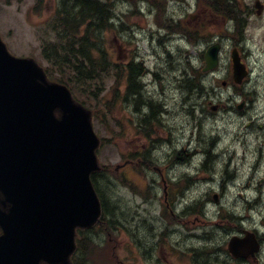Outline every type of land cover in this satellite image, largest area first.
<instances>
[{
	"label": "rangeland",
	"instance_id": "374dc122",
	"mask_svg": "<svg viewBox=\"0 0 264 264\" xmlns=\"http://www.w3.org/2000/svg\"><path fill=\"white\" fill-rule=\"evenodd\" d=\"M57 1L44 0L43 4L34 10L36 0H0V34L11 52L17 55L34 56L42 64H47L43 60L41 46L43 41L54 39V32L51 29L54 21L52 8L57 4ZM178 2L175 1L172 6H176ZM130 3L131 1L128 3L123 0H115L116 15L119 14L123 21L115 18L118 27L114 26L111 31H107L106 47L120 61H125L141 51L145 64L152 71H158L157 76L151 73L146 78L147 89L154 93L155 101L168 109V115L166 113L163 120L164 125L156 126L158 128L156 135L165 134L167 136L168 130L172 134H177L183 128L185 132L184 138L181 140L187 144L189 149H196L199 146L198 136L207 135V133L209 135L217 134L219 131L222 135L220 140L230 146L231 150L237 151L233 163L238 164L242 169L240 170L239 183L251 179V186L247 190V194L252 204V224L264 229V37H262L264 27L260 29V24L255 27L256 22H252L247 25L250 31L245 30L248 34H253L257 30V34L254 36L255 41L248 42L246 45V47H250V50L247 49V51L251 53L248 56L251 74L246 78L243 85L236 86V88L242 89L246 93L245 96L250 100V108L247 113L244 116L236 112L212 114L208 110V113L202 115L197 106H201L204 96L200 95L195 88L189 90L184 86L187 83L185 82L187 75L192 76L188 59L192 60L193 64H197L196 66L201 65L198 63L201 55L199 50H205L208 47L215 37L214 32L223 34L222 25H219L216 20L212 21L215 23L211 27L213 28L210 31L212 35L205 39L200 47L178 45L179 43L170 41V38L163 31L162 35H159L155 31L157 28L155 25L149 30L147 18L132 13L131 8L133 6ZM180 10L181 8H177L176 13H179ZM119 22H122L124 26L121 27ZM160 23L164 24L162 17H160ZM185 47L189 49H185ZM225 58L227 60V55ZM226 65L227 62L222 72L219 73L218 79H213L210 82L211 87H215L219 93H222L221 95L218 93V96L223 95V99L228 91L222 88L229 85H225L223 82L232 81L231 68L229 69V66ZM119 79L122 82L123 79ZM182 80L184 81L183 84L181 83ZM113 83V80L107 83L106 91L104 90L102 96L105 101L112 103L111 109L114 113L113 115L109 113L106 120H103L105 117H95L94 126L98 134L107 142L99 148V159L102 164L107 165L108 170H111V173L106 172L109 179L106 182L102 180L101 187L113 202L119 205L118 218L122 221L123 229L110 233L109 237L102 231L97 235L95 232L91 233L90 235L97 240V246L92 248L89 253L90 260L93 264H121V261L124 264H197L196 261L195 263L192 262L194 261V254L188 249H196L200 246L211 247L213 244L218 247L222 243L219 235L218 237L215 236V232L212 231V223L215 220L214 210L220 209V211L225 212L232 204H238L236 199L241 198L239 186L235 188L231 185L221 203L224 205L223 207H220V204L215 205L213 187L217 172L215 174V170L211 168L205 169V171L195 170V166H199L203 155L192 160L189 170H182L180 167H178L179 170L177 168L164 170L166 157L157 151L155 161H157L156 164H160L157 166L163 169L165 177H170L172 182H176L191 173L194 178L193 182L190 181L184 185V180H180L179 186L174 188V195L179 194V198L182 197V192L185 195L182 203H178V209L197 200L210 198L208 215L204 217L196 214L186 215L176 217L172 219V223H168L167 220L170 218L166 217H169L170 214L165 211L164 184L161 174L158 173L159 170L150 171L139 168L137 171L119 170L118 174L115 172V167L122 162V150L132 148L135 139L134 130L129 128L126 134L128 142H124V138L121 136V120L123 114L129 113V103L123 107L121 105L120 98L123 92L121 84L119 96L113 99ZM205 96L216 97L210 89L206 90ZM237 101H241V95H238ZM198 118L203 120L199 123ZM196 127L198 130H195ZM240 128L243 129V133L244 131L247 133H244L241 139L235 140ZM201 142L203 145L206 143L205 139ZM164 146L165 144H163V148ZM243 148L248 151L245 158L242 153ZM147 177L153 183L151 190L143 189V184H140L142 178H144L145 183ZM217 177H219L218 174ZM143 193L146 196H143ZM257 197L259 200L256 203ZM198 217L202 219L197 220ZM224 225L234 226L230 225L228 221L221 222V226ZM154 228L156 229L155 232ZM206 230L211 231V235H204L206 239L202 237L203 235L198 236ZM156 232H164V234L160 236ZM156 236L157 238L154 240ZM135 239L140 242L143 249L146 248L145 251L151 247V241L159 244L153 260L149 254L144 256L139 252ZM224 239L226 240L225 237ZM196 259L202 261L203 257L199 255ZM210 260L211 258L208 259V261Z\"/></svg>",
	"mask_w": 264,
	"mask_h": 264
},
{
	"label": "water",
	"instance_id": "95a60500",
	"mask_svg": "<svg viewBox=\"0 0 264 264\" xmlns=\"http://www.w3.org/2000/svg\"><path fill=\"white\" fill-rule=\"evenodd\" d=\"M218 51L208 50L206 69ZM234 73L237 82L247 74L236 53ZM99 145L91 113L71 90L34 59L12 55L0 36V264H70L77 228L102 214L91 179ZM259 247L250 232L229 242L235 256Z\"/></svg>",
	"mask_w": 264,
	"mask_h": 264
},
{
	"label": "flooded vegetation",
	"instance_id": "af4514ba",
	"mask_svg": "<svg viewBox=\"0 0 264 264\" xmlns=\"http://www.w3.org/2000/svg\"><path fill=\"white\" fill-rule=\"evenodd\" d=\"M175 1L179 2L176 3V6H172ZM153 4L156 12L151 15V18L154 23L153 26L155 25L157 27L155 31H157L159 35H162L163 31L166 36L170 38V41L179 43L178 45L183 44L186 46L191 45L194 47H200V44L204 43V40L212 35V32L210 31L213 28L211 27L215 24L212 21L216 20L219 22L218 24L222 25L221 31H223V34L214 32L213 35L215 37L211 43H209L208 47L212 44L219 43L223 48L221 55L222 61H225L226 59L223 57V51L226 46L232 48L237 47L242 60L245 61L246 59H249V52L246 50V45L248 42L255 41L254 36L257 34V30L253 34H248L245 32V30H249L247 25L256 22L255 27L257 24H260V29L264 27V0H167V5L165 7L159 6V4H161L159 0H153ZM177 8H181L179 13H176ZM160 17H162L164 24L160 23ZM262 37H264V32ZM200 52L199 63H201V65L199 66L202 67L205 63V50H199V53ZM227 62H232L230 56L228 57ZM155 72L158 71L156 70ZM226 90H228V92L224 95V99L222 97L223 95L218 96L219 91L216 93L218 98L214 99L205 96L203 88L198 90V93L204 96L201 106H197L201 111L200 114L204 115L208 113L209 110L212 114H220V112H236L244 116L250 108V100L245 96L246 93L234 86H230ZM221 94L222 93H219V95ZM237 94L241 95L243 104H241L242 102H237ZM128 103L129 113H126L125 115L123 114V119L121 120V136L124 138V142H128L126 139V134L129 131L128 128L132 131L134 130L133 135L135 144L132 147L134 149L130 147L129 149L125 148L122 150V162L119 163L118 170H137L139 168H142L141 170H148L149 167L147 168L146 166H149L148 164L155 161V153L157 151H160L166 157L164 162L166 166L164 170H175L176 168L179 170L178 167L182 170H189V166L192 165V163L189 162L188 151L191 149H189L187 144L183 143V140H181L184 138L185 130L182 128L177 134H172L170 130H168L167 136H165V134H162L159 137L156 136V132H158L156 122L164 125L163 120L166 117V113L168 115V109L161 103L155 102L154 93L148 90L146 86L143 101L137 102L135 97L129 96L126 98L124 95L122 97V107L128 105ZM195 119L197 120V117ZM202 120L203 119L198 118L199 123ZM197 128L198 127H196L195 130ZM195 130L194 133L196 132ZM244 133L246 134L247 132L244 131ZM244 133L243 129L240 128L236 134L235 140L241 139V136H244ZM207 137L209 138L207 139ZM221 138L222 135L219 131L217 134L212 133L209 135L207 133V135L198 136L199 146H197L196 149L193 148V151L190 152V154H193L194 156L198 153L204 155L199 166H195L196 170L211 168L212 170H215V174L217 172L219 176L217 177L216 174L214 179L215 186L213 188L215 193L213 199L215 205L220 204V207H223L224 205L221 203L231 185L235 188L239 186V196L241 198L236 199L238 204H232L225 210V212L220 211V209L214 210L215 220L214 223H212L214 228L213 233L215 232L214 234L217 237L219 235L222 242H226L231 236H243L248 230L255 231L258 240L262 244V251L247 257H234L230 254V263L264 264V229H260L252 224V204L247 194V190L251 186V179L239 183L240 170L242 169L238 164L233 163L237 151L231 150L230 146H227L220 140ZM204 139L206 143L203 145L201 140ZM161 143L165 144L164 148ZM161 148H163L162 151ZM242 151L244 155L243 157H247L248 151L245 148H243ZM153 168L159 170V173L162 176L165 192V211L170 214L169 217H166L170 218V220H167L168 223H172V219H175L176 217H183L189 215L190 211L198 210L196 201L178 209V203H182L183 199H185V195L182 192V197L179 198V194H173V190L179 186L180 180H184L183 185L187 183L188 175L182 177L179 181L172 182V178L165 177V173L162 171L163 169L161 167L154 165ZM149 186L152 189L153 183L149 184ZM142 195L146 196L145 194ZM199 219L202 218L198 217L197 220ZM223 221H228L230 225L234 226H221V222ZM155 231L156 229L154 228V232ZM158 234L163 236L164 232ZM200 235H203L202 237L205 238L204 232L198 234V236ZM154 238V240H156L157 236ZM135 242L139 252L144 256L145 254H149L151 256L150 258L153 260L159 244L151 241V247L145 251L144 249L146 248L144 247L143 249L138 240L135 239ZM213 246L215 247V244H213ZM201 249H203V246L196 249H188L194 254V263L196 261L197 264H199V260H197L196 257L199 255L201 256Z\"/></svg>",
	"mask_w": 264,
	"mask_h": 264
},
{
	"label": "trees",
	"instance_id": "16d2710c",
	"mask_svg": "<svg viewBox=\"0 0 264 264\" xmlns=\"http://www.w3.org/2000/svg\"><path fill=\"white\" fill-rule=\"evenodd\" d=\"M113 14L110 2L62 0L55 23L58 38L48 41L44 47L49 61L46 67L49 78L68 85L78 102L92 109L95 117L105 119L109 113L113 115L114 111L111 109L112 103L103 99L102 92L107 81L113 76L116 79L118 73V65L104 45L105 30L112 26ZM129 69L127 97L132 95L137 102H141L144 92L139 76L144 69L140 64L130 65ZM188 87L200 88L202 85L197 79L189 83ZM94 183L104 207L103 216L97 226L102 230L106 227L117 228L113 218L118 219L117 204H111L104 190L98 188L97 177H94ZM85 242L86 240L79 239V251L74 256V264H93L88 252L90 247ZM95 245L93 243V247Z\"/></svg>",
	"mask_w": 264,
	"mask_h": 264
},
{
	"label": "bare ground",
	"instance_id": "6f19581e",
	"mask_svg": "<svg viewBox=\"0 0 264 264\" xmlns=\"http://www.w3.org/2000/svg\"><path fill=\"white\" fill-rule=\"evenodd\" d=\"M203 113V112H202ZM198 130V129H197ZM202 138V137H201ZM202 141V140H201ZM210 144V143H209ZM214 156V155H213ZM180 204V203H179ZM235 213V212H234ZM244 213V212H243Z\"/></svg>",
	"mask_w": 264,
	"mask_h": 264
}]
</instances>
